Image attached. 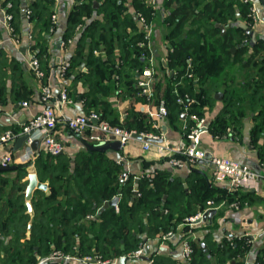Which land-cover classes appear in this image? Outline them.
I'll use <instances>...</instances> for the list:
<instances>
[{
  "label": "trees",
  "instance_id": "trees-1",
  "mask_svg": "<svg viewBox=\"0 0 264 264\" xmlns=\"http://www.w3.org/2000/svg\"><path fill=\"white\" fill-rule=\"evenodd\" d=\"M2 1L3 5L13 3L10 11L14 14L17 34L16 19L21 16L22 8L31 10L29 22L33 25L35 44L30 50L45 71L46 35L55 28L52 17L56 1ZM78 2L68 16L63 41L78 38L67 74L83 63L87 66V73L83 75L87 85L83 94L86 115L97 113L103 122L120 124L109 99L120 86L124 95L138 92L135 73L146 66L142 55H150L140 45L145 33L136 17L142 15L148 23H153L161 7L169 42L163 66L167 86L162 99L169 108L170 127L179 131L183 125L184 111L177 103L179 96L189 94L198 99L189 114L201 119L213 110L216 95L222 92L223 108L209 124V132L213 136L240 134L244 119L254 113L253 140L257 142L264 137V40L252 42L246 33L253 25L250 4L243 0H160V7L159 2L156 7L149 0ZM219 25L224 26V33ZM189 59L193 66L189 71L194 73L192 78L188 77ZM26 68L24 62L8 60L2 53L0 105L7 104L8 97L16 105L31 101L34 90L26 80ZM32 76L36 75L32 73ZM138 100L145 102L144 98L138 97ZM187 124L189 129L196 126L189 117ZM122 127L138 133L155 130L144 119L142 110L134 109L129 110ZM7 130L21 132L16 127H0V137ZM260 156L264 162V147ZM15 166V171H0V264H37L38 257L45 259L55 250L80 258L99 254L103 259H118L141 246L140 235L160 239L170 231L177 232L187 218L209 209L208 202H212V208L221 204L231 206L235 202L242 207L248 198L243 189L229 191L215 187L198 170L187 181V189L183 181L172 179L171 173L165 171L143 176L136 183L135 176L125 170L123 163L112 159L109 152L94 151L85 145L74 156L65 152L58 156L38 152L34 167L39 181L47 184L48 189L35 190L31 216L26 205L29 182L25 180L31 164ZM116 197L120 198L119 204L105 208ZM215 218L216 215L206 226L209 233L204 240L193 239L188 227H182L176 234L178 244L183 246L188 241L193 249L189 261L180 262L154 253L150 257L152 264H246L250 244L246 239L214 241L213 233L219 228ZM29 225H32L30 237L27 236ZM46 264L69 263L50 260ZM256 264H264V247L257 255Z\"/></svg>",
  "mask_w": 264,
  "mask_h": 264
},
{
  "label": "crops",
  "instance_id": "crops-1",
  "mask_svg": "<svg viewBox=\"0 0 264 264\" xmlns=\"http://www.w3.org/2000/svg\"><path fill=\"white\" fill-rule=\"evenodd\" d=\"M55 16L56 19L53 22L55 28H53L50 34L46 35L48 40L47 47V59L44 80L38 79L31 69L28 67V60L31 57V52L28 50L29 41L28 36L33 32V25L25 17V8H22V13L19 18L16 19L19 35L21 36V43L19 45L14 44L11 41V37L7 30L3 26V13L0 7V30L2 36L0 38V47L2 53L8 58L17 59L24 62L26 68V80L33 88L34 92L31 96V101L23 102L27 103L26 106L22 104H14L11 97H8V102L5 105H0V127L11 128L16 127L21 129L22 126L35 116L43 107L41 103V89L43 86H47L53 93V101L49 106H57L58 97L63 91H67L72 103L68 106L61 107L59 109L61 122L57 126V138L64 145V152L70 156H74L81 149L85 147V143H88L76 136L62 123L65 119L76 117L80 115H86L87 111L84 106L83 94L87 90V85L84 80V73H87V66L85 63L79 65L74 70H70L69 74H63L61 72V65L71 60L73 53L76 49L77 37L69 44L63 43V36L65 34L68 16L73 10L74 6L79 3L78 0H55ZM159 7L161 5L160 0ZM27 2L25 1L24 4ZM253 7L256 9L258 15V23L253 31L254 39L264 40V0H252ZM134 14L133 11H131ZM164 17V11L160 7L157 17L154 21V39L153 49L154 55L157 60V64L162 72L163 66L166 63L167 53L169 51V42L166 40L167 29L162 23ZM90 23V20L87 21ZM241 26L245 27L244 23H240ZM33 36V34H32ZM60 45V46H59ZM27 47L26 52L22 53L21 48ZM59 60V62H58ZM165 62V63H164ZM10 73V70H8ZM124 83V82H123ZM8 91L10 92L12 84L9 80L7 83ZM222 93V92H220ZM223 96V93H222ZM221 100L217 99V103L213 110L207 113V127L216 118L220 110L223 108ZM116 115L122 122L126 117L129 110H140L138 105H134V101L128 100L125 96L118 97L116 93L109 99ZM138 101V100H137ZM138 103V102H137ZM256 114L249 113V115L243 121L242 133L237 132L229 133L226 136L217 138L213 136L209 130L204 132L201 136V148H203L208 155L218 157H228L239 163L251 166L257 171L264 170V162L260 156L261 148L264 147V137H260L257 142H254L252 137V129L255 126L254 116ZM183 125L181 130H175L170 127L167 120L162 123V130L164 134L163 144H167L171 147H177L180 143L187 140L185 138V129L187 126V117L183 114L182 116ZM166 127V130H164ZM209 129V128H208ZM90 144V143H89ZM188 144V143H187ZM143 143L141 140L136 139L132 141L126 147H123L121 151H109V155L112 159L118 163H123L125 170L134 175L135 179L143 176H151L157 171L169 172L172 175V179H180L183 181L184 187L188 188V180L193 178L195 174L194 170H198L204 173L205 177L209 180V183L215 187L227 188V183L217 184L213 179V170L207 163L200 162L198 164L185 163L182 168H174L169 165L165 160L159 158L156 152V147H152L150 151H143ZM16 143L12 146V153L16 159V165L18 164H31L29 168V175L36 174L34 162L28 161L23 162L21 157L26 154L25 146L19 150H15ZM7 147L0 146V159L7 152ZM39 151H45L44 145H39L37 150H34L37 158ZM26 156V155H25ZM15 165V164H14ZM195 167L196 169H193ZM28 178V177H27ZM26 178V179H27ZM38 178V177H37ZM25 179V180H26ZM39 181V179H38ZM40 182V181H39ZM48 189V186H47ZM46 191V190H45ZM242 191V190H241ZM246 192V203L235 209L232 206H225L221 204L218 208L212 210L216 211V221H218L219 228L213 233V240L221 242L225 238L229 239H246L252 240L250 244V250L246 258V264H256V258L261 249L264 247V181L260 182L259 186L252 190H245ZM35 192V191H34ZM34 194V193H33ZM213 219V218H212ZM212 222V220H211ZM208 221H203L195 225L192 230V238L204 240L206 235L209 233L206 229ZM182 227H186L185 223L177 228L179 234ZM190 231V228H189ZM142 239L141 245L145 247V256L148 259L142 257L135 260H126L124 257L114 260L113 264H150V257L155 253L165 257H171L180 262L183 259V247L178 244L177 236L171 239L170 242H166L161 245L158 238H150L146 234L139 236ZM146 241V242H145Z\"/></svg>",
  "mask_w": 264,
  "mask_h": 264
},
{
  "label": "built area",
  "instance_id": "built-area-1",
  "mask_svg": "<svg viewBox=\"0 0 264 264\" xmlns=\"http://www.w3.org/2000/svg\"><path fill=\"white\" fill-rule=\"evenodd\" d=\"M151 4L158 5V0H150ZM2 0H0V7L3 13V26L9 33L11 41L19 45L21 40L17 34L14 22V14L10 11L13 9L12 2H6L3 5ZM244 3L251 5L250 16L253 19L252 29L255 28L258 23V15L256 9L253 7L252 0H243ZM26 19H30L31 10L29 8L25 9ZM53 22L56 19L55 14L52 17ZM141 30L145 33V40L140 43L141 46L146 47L150 51V55L143 54L142 58L146 64L145 68L141 72H136V87L138 92L132 95H124V89L122 86L118 87L116 90V95L118 97L125 96L128 100L134 101V105L137 104L138 97L144 98L145 102L141 106L138 105V109L142 110L143 117L149 121L152 128L155 129L149 133H138L137 131L127 130L123 127H114L106 122L101 121L97 113H91L90 115H80L76 117H71L65 119L62 123L69 129L70 132L76 136L81 137L84 141L93 144L95 146L105 145L114 141H119L123 147L129 145L132 141H135V134H140L143 137L151 139H163L164 134L162 130V123L169 116V108L164 99L154 100V88L155 84L159 80V75L161 73L160 68L157 64V60L154 55L153 49V39H154V26L152 23H148L145 17L138 15L136 17ZM29 46L28 50L32 47L31 41L32 36H28ZM66 44L65 42H63ZM71 43V41H69ZM67 43V44H69ZM31 57L28 60V67L35 73L37 78L42 79L44 72L40 68L39 61L35 54L30 50ZM2 56V49L0 47V58ZM165 63V62H164ZM166 64V63H165ZM191 59L188 60V77L192 78L193 74L189 71L192 69ZM70 68V62L66 61L61 65V72L64 74ZM169 73V72H168ZM174 75V73L172 74ZM119 80V78H117ZM53 93L51 89L47 86H43L41 89V103L43 105L42 109L28 120L21 128V132L16 134L12 130H7L0 137V146L7 147L13 144L19 137L27 135L28 138L24 142L26 149V156L21 157L23 162H34L36 160L35 152L32 149V145L35 141L40 140L48 154L52 156H58L64 152L63 143L57 138V126L61 122V115L59 109L61 107L68 106L72 103L67 91L61 92L58 97L57 106H49L53 101ZM136 102V103H135ZM198 99L190 97L189 94L179 96L177 98V103L183 108L184 115L189 117L190 120L196 123V126L188 128L185 126V131L188 133L185 138L190 141V144L185 142L180 143L177 147H171L167 144L153 143L150 141L141 140L143 143V151L148 152L152 147H156V152L159 158L165 160L169 165L174 168H182L186 161L190 164H198L200 162L207 163L211 166L213 170V179L217 184L227 183L229 191H236L240 189L252 190L259 186L260 182L264 181V170L257 171L251 166L239 163L228 157H209L208 153L201 148V136L204 132L208 131L207 123L204 118H197L195 115L190 116L191 108L198 104ZM24 106L27 103H23ZM8 149V148H7ZM12 149V147H11ZM180 156V157H178ZM184 157L187 160H183ZM16 164V159L13 156L12 151L5 153L0 160V167H8ZM209 209L204 212H199L196 216L187 218L185 220V225L190 228V230L197 225V221L203 222V216L209 210H212V202H208ZM235 209L240 207L238 202L231 205ZM93 217H89L91 219ZM200 222V223H201ZM176 235L170 232L163 236V240L174 239ZM248 244L252 243V240L246 238ZM183 259L189 261L193 254V249L188 241H184L183 244ZM145 247L142 246L139 250L125 256L127 260L138 259L144 255ZM51 260H59L65 262H71V264H83L79 258L67 257L61 251H55L51 256ZM86 264L92 262L90 258H86ZM101 263V262H100ZM103 264H112V261L103 262Z\"/></svg>",
  "mask_w": 264,
  "mask_h": 264
},
{
  "label": "water",
  "instance_id": "water-1",
  "mask_svg": "<svg viewBox=\"0 0 264 264\" xmlns=\"http://www.w3.org/2000/svg\"><path fill=\"white\" fill-rule=\"evenodd\" d=\"M95 7H98L97 3H95ZM219 27L222 30V32L224 33L225 32L224 26L219 25ZM246 33L250 36V38H251V40L253 42V31L250 28H248L246 30ZM20 50H21L22 53H24V52H26L27 47L24 46ZM233 52H235V49L233 50ZM58 62H59V60H58ZM222 97H223L222 93H218L216 95V99H218V100H221ZM164 130H166V127H164ZM134 137L136 139H139V140L150 141V142H153V143H161V142H163V139L155 140V139L143 137L140 134H135ZM27 138H28L27 135L22 136L21 138H19L17 140V142H16L15 150L21 149L23 147V144H24V142L26 141ZM85 145L88 148H90L91 150L99 151V152H109V151H116L117 152V151H121L123 149V146L121 145V143L119 141H114V142H111V143H108V144H105V145H99V146H92V145H89L88 143H85ZM38 146H39V141H35L33 143V145H32V149L33 150H37ZM209 157H211V155H209ZM16 169H17V167L15 165H11V166H8V167H1L0 171H2V172L15 171ZM139 180L140 179L137 178L136 179V183H138ZM27 181L29 183H28L27 190H26V205H27V208H28V211H29L30 215L32 216L33 215V208H32V204H31V199H32L33 193L37 189L44 190V191L47 190V185L39 182L36 174H30L28 176V178H27ZM135 195H138L137 191L135 192ZM119 201H120V198L116 197L111 202L106 203L105 204V208L110 207V206H117ZM96 208H97V205H94V209H96ZM215 214H216L215 210H209L208 212H206L204 214L203 221H206V222L208 221L209 223H211V220H212V218H213V216ZM200 222L201 221L199 220L196 223L199 224ZM147 229H148V227H147ZM31 231H32V225H29L28 226V236L31 235ZM203 246L205 247V245H203ZM144 258L148 259L147 257H144Z\"/></svg>",
  "mask_w": 264,
  "mask_h": 264
},
{
  "label": "rangeland",
  "instance_id": "rangeland-1",
  "mask_svg": "<svg viewBox=\"0 0 264 264\" xmlns=\"http://www.w3.org/2000/svg\"><path fill=\"white\" fill-rule=\"evenodd\" d=\"M150 1V0H149ZM151 2V1H150ZM28 20V19H27ZM29 21V20H28ZM152 24H154V22L152 23ZM19 35V34H18ZM20 36V35H19ZM31 36H32V34H31ZM19 39L21 40V36L19 37ZM253 40H254V37H253ZM69 41H73V40H68L67 42H65V41H63V42H65L66 44L67 43H69ZM21 43V42H20ZM31 44L32 45H34L35 44V42H34V39H33V36H32V41H31ZM40 65V64H39ZM41 68V67H40ZM30 69V68H29ZM68 73V70L66 71V73L65 74H67ZM168 73V72H167ZM191 73V72H190ZM45 74V73H44ZM165 74H166V70H162V72L160 73V75H159V80L157 81V83L155 84V88H154V100L155 101H157V99H159V98H163V92H164V89H165V87L167 86V84H166V79H165ZM193 75H194V73H192ZM172 75V74H171ZM44 77V76H43ZM42 80V79H41ZM123 81H125V79H123ZM191 97V96H190ZM194 98V97H193ZM136 103V102H135ZM139 106H141L142 104H143V102L142 101H139L138 100V103H137ZM216 105V104H215ZM206 116H207V114H206ZM204 117V119L206 120L207 119V117ZM169 117V116H168ZM166 120H168V118L166 119ZM109 124V123H108ZM110 125H112V124H110ZM112 126H114V127H122V122L120 121V124L119 125H112ZM223 136H226V135H222V136H217V138H221V137H223ZM22 137V136H21ZM21 137H19V138H21ZM18 138V139H19ZM17 139V140H18ZM17 140L13 143V144H11L10 145V147L9 146H7V148H8V151L7 152H10V151H12L11 150V147L17 142ZM39 141V145H43L42 144V142L40 141V140H38ZM24 145V144H23ZM44 149H45V152H47L46 151V148L44 147ZM203 149V148H202ZM6 152V153H7ZM1 160V159H0ZM186 163H188V161H186ZM1 168V167H0ZM27 180V179H26ZM47 185V184H46ZM119 204V203H118ZM118 209V208H117ZM170 232H173L175 235L178 233V231L176 232V231H170ZM169 232V233H170ZM168 234V233H167ZM166 235V234H165ZM165 235H162L161 236V238L159 239V242H160V244L161 245H163V244H165L166 242H170V240L171 239H168V240H163V236H165ZM27 236H28V231H27ZM28 237H30V236H28ZM143 245H141L137 250H139L141 247H142ZM3 248L1 247V250H2ZM36 250H37V248H36ZM55 251H57V250H55ZM54 251V252H55ZM54 252H52V254L51 255H49L48 257H46L45 259H42V258H40V257H38L37 259H38V263L37 264H46L47 263V261H50L51 260V256L53 255V253ZM131 253H133V252H131ZM64 254V253H63ZM128 254H130V253H128ZM127 254V255H128ZM67 257H76V258H79L81 261H83V264H86V258H90L91 259V261L92 262H90V263H87V264H103V262H108V261H112V264L114 263V260H116V259H103L102 257H101V255H99V254H96V255H87V256H85V257H83V258H80L79 256H77V255H72V254H65ZM127 255H125V256H127ZM125 256H123L124 258H125ZM145 256V251H144V255H142V257H144ZM141 257V258H142ZM119 259V258H118ZM126 259V258H125ZM139 259V258H138ZM150 259V258H149ZM127 260V259H126ZM131 260H135V259H131ZM130 260V261H131ZM51 261H53V260H51ZM59 261V260H58ZM185 261V260H184ZM101 262V263H100ZM69 264H71V262H68ZM150 264H152V261L150 262Z\"/></svg>",
  "mask_w": 264,
  "mask_h": 264
}]
</instances>
